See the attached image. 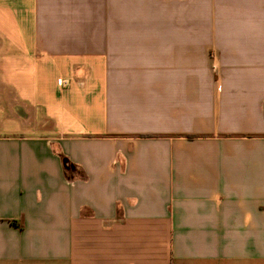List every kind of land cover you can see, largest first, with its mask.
<instances>
[{"label": "crops", "instance_id": "0c3cea01", "mask_svg": "<svg viewBox=\"0 0 264 264\" xmlns=\"http://www.w3.org/2000/svg\"><path fill=\"white\" fill-rule=\"evenodd\" d=\"M0 264H264V0H0Z\"/></svg>", "mask_w": 264, "mask_h": 264}, {"label": "trees", "instance_id": "16d2710c", "mask_svg": "<svg viewBox=\"0 0 264 264\" xmlns=\"http://www.w3.org/2000/svg\"><path fill=\"white\" fill-rule=\"evenodd\" d=\"M189 138H192L193 136H188Z\"/></svg>", "mask_w": 264, "mask_h": 264}]
</instances>
